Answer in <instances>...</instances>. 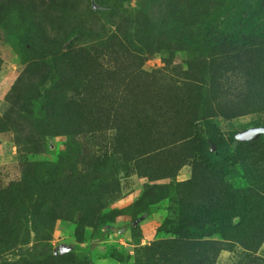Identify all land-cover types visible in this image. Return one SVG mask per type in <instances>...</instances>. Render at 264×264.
<instances>
[{"label":"rangeland","instance_id":"obj_1","mask_svg":"<svg viewBox=\"0 0 264 264\" xmlns=\"http://www.w3.org/2000/svg\"><path fill=\"white\" fill-rule=\"evenodd\" d=\"M0 122V264H264V0H0Z\"/></svg>","mask_w":264,"mask_h":264},{"label":"trees","instance_id":"obj_2","mask_svg":"<svg viewBox=\"0 0 264 264\" xmlns=\"http://www.w3.org/2000/svg\"><path fill=\"white\" fill-rule=\"evenodd\" d=\"M191 9L192 8L188 5L186 7H179L176 16H170L172 21L166 23L172 32L170 33L169 31L167 34L171 39L169 49L173 48V43H179L180 46L182 42L190 46H195L202 51H213V48L225 46L226 41L229 43L231 41H235L236 38L245 35L247 28L245 29V22L242 19L243 17L239 15L237 9L232 11L236 13V16H232L230 18L229 25L226 27L224 25L213 24L211 22L202 24L194 23L189 16ZM254 31L255 29L252 30V33L250 32L251 36H254ZM127 42L129 45L134 46L132 41L127 39ZM150 44L151 43L145 41V48ZM117 45L127 50L125 44H123L118 37ZM140 54L145 56L146 53L140 51ZM141 63L142 60L140 64ZM0 127L3 128V123L1 122ZM257 188L258 190L250 189L252 192L245 199L246 201L248 200L251 207L255 208L254 211L257 212L255 213V217L258 221L259 228H253L242 239V243H244L248 248L254 250L257 249L262 242H264V188ZM260 211H263V213H259Z\"/></svg>","mask_w":264,"mask_h":264}]
</instances>
